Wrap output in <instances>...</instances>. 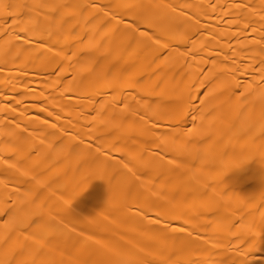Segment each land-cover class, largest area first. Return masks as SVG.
<instances>
[{"label": "bare ground", "instance_id": "1", "mask_svg": "<svg viewBox=\"0 0 264 264\" xmlns=\"http://www.w3.org/2000/svg\"><path fill=\"white\" fill-rule=\"evenodd\" d=\"M0 264H264V0H0Z\"/></svg>", "mask_w": 264, "mask_h": 264}, {"label": "clouds", "instance_id": "2", "mask_svg": "<svg viewBox=\"0 0 264 264\" xmlns=\"http://www.w3.org/2000/svg\"><path fill=\"white\" fill-rule=\"evenodd\" d=\"M258 96H259V94H258Z\"/></svg>", "mask_w": 264, "mask_h": 264}]
</instances>
